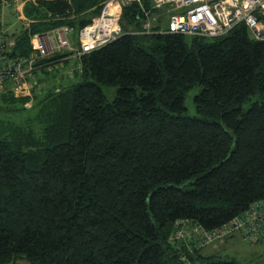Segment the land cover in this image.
I'll use <instances>...</instances> for the list:
<instances>
[{"label":"trees","instance_id":"16d2710c","mask_svg":"<svg viewBox=\"0 0 264 264\" xmlns=\"http://www.w3.org/2000/svg\"><path fill=\"white\" fill-rule=\"evenodd\" d=\"M104 1L0 0L18 19L0 22L6 60L62 27L77 46ZM138 16L124 7V34L74 57L77 77L57 70L63 49L35 60L29 96L0 92V264H238L173 236L177 222L213 230L264 203V42L244 25L189 43L127 34ZM51 73L78 81L56 88Z\"/></svg>","mask_w":264,"mask_h":264},{"label":"built area","instance_id":"2783aa9c","mask_svg":"<svg viewBox=\"0 0 264 264\" xmlns=\"http://www.w3.org/2000/svg\"><path fill=\"white\" fill-rule=\"evenodd\" d=\"M138 6L139 29L129 35L176 34L197 38H218L234 28L244 25L251 37L264 42V0H105L100 12L77 34V46L70 42L71 29L62 27L46 34L31 37L34 56L27 60H6L5 45L0 39V92L7 80L15 96H29L26 78L34 70L36 59H43L65 49L71 57H81L116 40L122 31L123 8ZM159 15L165 25L159 27ZM176 240H190L197 248L220 241L231 234H238L245 244H255L264 239V203L253 204L248 211L229 223L213 229L202 230L186 222L175 223Z\"/></svg>","mask_w":264,"mask_h":264},{"label":"rangeland","instance_id":"374dc122","mask_svg":"<svg viewBox=\"0 0 264 264\" xmlns=\"http://www.w3.org/2000/svg\"><path fill=\"white\" fill-rule=\"evenodd\" d=\"M15 11H16V5L14 3L11 4L9 6V8H6V6H4L2 9V14L0 15V22L2 24H4V27H6V29L8 31L14 30L18 25V23H17L18 19L14 18ZM158 18H159V22H158L159 27H163L165 25V18L161 17V15H159ZM184 39L187 43H189L191 41L190 36H185ZM69 40H70V36H69ZM65 60L67 61L66 64L63 62L65 64V67L57 68V70L60 71L59 74L61 76H63L62 74H65L69 69H72V70H75V76L77 77V75H79V73H80V71L77 69L79 66V61H77L74 57H71V56H70V58H66ZM50 67H52V66H50ZM37 75H40V72L37 73ZM76 77L73 78V76H72L71 78H65V79L64 78L63 79L58 78L57 81L53 82L54 81L53 75L51 73L48 75V77L46 79V83H47V85H50L52 83H54V84L56 83V88H59L60 86L65 87V85H67V84L76 83L78 81V79ZM3 87H4V89H6V90L9 89V91H10L11 82L9 80H7V83L5 82ZM102 88H103V93H104L106 102H111L115 96L116 86H104ZM48 89H49V87H48ZM194 93H195V91L190 93L185 99V105L187 108L186 115H188V116H195V109H194V105L192 102V96L194 95ZM24 116H25L24 113L14 115V121L19 119V118H24ZM7 118L9 120L13 121L12 116L11 117L8 116ZM175 229H176V227H175ZM238 244H240V243H238ZM213 247L215 249H217V251H218L217 254H223L224 255V251H228V253L230 252L229 249L226 250V248H225L222 250V248L217 247L216 243L214 244ZM232 254H234V257L229 255L230 259L234 260L238 264H264V257H262L260 260L259 259H253L252 260L251 258L246 257V256L241 257L240 254H238V255H235V253H232Z\"/></svg>","mask_w":264,"mask_h":264},{"label":"crops","instance_id":"0c3cea01","mask_svg":"<svg viewBox=\"0 0 264 264\" xmlns=\"http://www.w3.org/2000/svg\"><path fill=\"white\" fill-rule=\"evenodd\" d=\"M2 29L4 31H7L6 27H4V26L2 27ZM6 83H7V81H6ZM215 243H216L217 247L222 248V250L225 248H226V250L229 249L230 252L228 253V251H224V255L223 254H217V252H218L217 249H215L213 247ZM238 243H240L241 245ZM263 245H264V241L259 242V243L254 244V245L245 244L244 242H242V240L238 234H233L230 238H225L221 241L214 242V243L204 247L200 251V254L207 256V257L212 256V255H219L223 258L230 259L229 255L234 257V254H232V253H235V255L240 254L241 257L246 256V257L251 258L252 260L253 259H259L260 260L262 257H264V246Z\"/></svg>","mask_w":264,"mask_h":264}]
</instances>
